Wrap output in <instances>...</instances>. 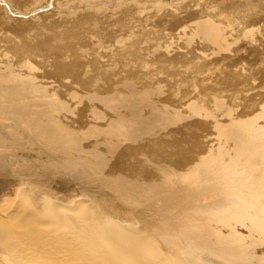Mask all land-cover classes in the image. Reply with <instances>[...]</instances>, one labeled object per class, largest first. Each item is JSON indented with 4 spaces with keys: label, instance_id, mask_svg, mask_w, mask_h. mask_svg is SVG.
<instances>
[{
    "label": "bare ground",
    "instance_id": "bare-ground-1",
    "mask_svg": "<svg viewBox=\"0 0 264 264\" xmlns=\"http://www.w3.org/2000/svg\"><path fill=\"white\" fill-rule=\"evenodd\" d=\"M134 4L144 8L140 16L151 9L166 14L164 0ZM4 5L0 0V20L16 12L3 13ZM1 23L2 30L14 25ZM13 27L0 30V193L11 190L0 195V264H264V95L241 109L213 98L210 113L196 102L181 110L144 84L140 90L121 84L132 73L79 81L74 67L63 66L56 71L70 80L51 81L12 45L21 39L29 52L38 50ZM188 29L207 38L215 55L235 46L228 43L230 27L202 19L178 34ZM247 46L216 60L220 70L242 57L264 61ZM7 49L14 58L3 54ZM234 74L219 77L225 95L240 84ZM178 124L155 143L179 147L187 139L174 155L160 159L142 142Z\"/></svg>",
    "mask_w": 264,
    "mask_h": 264
},
{
    "label": "rangeland",
    "instance_id": "rangeland-1",
    "mask_svg": "<svg viewBox=\"0 0 264 264\" xmlns=\"http://www.w3.org/2000/svg\"><path fill=\"white\" fill-rule=\"evenodd\" d=\"M1 1L8 4V6H2L3 13L13 10V13L16 11L20 14H18L17 17L16 12L14 15H5L6 17L4 16V19L1 20H3V22L7 21L6 23H8L9 20V23L7 25L5 22V24L1 23L2 21L0 20L1 26L3 27L4 24L7 27L13 23L14 25H11V27H20L24 32L22 33L25 38L24 40L32 46L37 45L38 50L35 52L36 54L29 52L27 48L22 45L21 41L23 40L21 39H16V41L12 42V45L15 43L18 44L20 52H26L25 57L27 58H25L26 60L24 61L28 60L33 67H37L34 68L39 76H45L44 73L50 74L52 79L50 78L48 80H70L69 78L62 77L56 71L57 68L60 69L63 68V66L74 67L73 72L76 73L74 76L78 75L79 81L82 80V78H88L92 74L95 75L94 80H103V78L107 79L109 76L120 73L123 75L126 73L130 75L132 73L134 76L127 78L121 77L120 79L119 76L118 78L122 81L121 84L123 82H128L132 84L133 87L137 88H141L144 84L146 85V87L144 86V90L152 91L154 95H166V97L171 99L172 106L177 107V104L174 103L177 101V103H179L178 105L182 106H179L182 108L181 110L186 109V106L190 102H196L199 107L204 108L210 113H215L216 106H214L215 104L213 101L215 98L225 101L223 102L220 100L223 103H227L226 105L224 104L225 106H229L228 102L231 101L235 106L234 109H237V107L241 109L242 103L250 102L251 99L258 101L264 95V61H258L254 64V62L250 63L251 60L247 57H242L241 59L243 60H236L238 65L227 61L229 64L225 63L223 65L226 73L220 70V64L223 62H218L216 64V60L222 57H235L236 54L232 52V50L240 45L258 48V50L261 51H259V53L262 55L264 54V50L262 49L264 46V0H238L239 3H236L238 8L235 7L236 0H227L228 2L226 0H164L167 1V9L166 14L163 12L160 13L163 14V18L159 14L155 15L156 11L154 12V9L150 7L147 10L151 9V11L140 16V11L144 8L134 4L136 0H128L127 3L129 2V5L125 0H98L97 2L91 0ZM244 1L247 4L243 3ZM112 2H114L113 7L111 6ZM230 2H233V5ZM98 3L102 8L96 10ZM120 3L121 6L124 5L122 6L123 8H120ZM131 3L134 4L135 9L132 7ZM179 3L187 7L181 10L177 7ZM115 4L117 6H115ZM105 5L108 8L110 7L108 11L107 9H103L107 8ZM239 5H241V7ZM73 6L79 8L74 10L71 8ZM114 6L116 9L119 7V9H114ZM126 6L131 8H128L129 12L125 9ZM229 6L233 8H229ZM128 13H130L129 16ZM199 13H203L204 18L198 16L197 14ZM29 14L35 15V17ZM3 15L4 14H2L1 17H3ZM191 15L194 16L191 17ZM7 16L10 17L7 18ZM18 16L21 17L19 18ZM146 16L148 18L151 16L154 17L148 19ZM122 19L123 21H121ZM202 19L209 20L226 29L230 27V29L227 30L230 35L228 43L234 44V48L232 47L229 52L215 55L213 51L215 47L204 36L197 35L191 32L190 29L185 33L183 32V34H178L186 25L188 26L190 23ZM17 21H19V23H17ZM18 25L19 27H17ZM6 27H3V29ZM11 27L9 26V29L7 27L8 30H0L2 33L8 32L9 30L12 31V29H10ZM16 28L13 27V29ZM154 51L155 53H153ZM5 53H7V55L9 53L10 56L8 55V57H15L14 51H9L7 49L3 54ZM161 55H164L165 59L163 61L159 59ZM169 60H173L171 65L167 64ZM247 60L250 64L247 63ZM233 64H235V67H233ZM182 66L184 68H182ZM250 66H252V68L255 66L254 69L256 71ZM225 68L228 71L225 70ZM229 71L232 72L230 73ZM259 71L262 73V76L259 74ZM242 72H246L247 74L245 73V75ZM252 73L254 76H252ZM172 74H174V77ZM232 74H237V80L241 81L240 84L236 81L238 84L236 83L237 85L231 89V93L226 92L225 95V93L219 89L220 85L218 83L221 82L220 80L223 77L228 78V76ZM241 74H243V77H241ZM245 77L250 78L244 79ZM243 80L245 83L246 81L249 83L244 84V82H242ZM101 83L105 86L103 82ZM178 96L180 98H178ZM237 102L241 103L239 104ZM188 114L190 113L188 112ZM199 119L206 122L201 117ZM182 126L183 124H178L173 128L167 129L166 132L164 131L165 133L162 131L161 134L152 132L150 136H144L142 142L144 144H149L151 149L155 150L153 155L155 154V156L160 159L167 157L169 153L174 155L178 148L187 146V139H183L179 147L170 145L171 147L158 148L160 145L155 143H157L162 136H165V134L167 135L168 132L174 131ZM156 162L161 165L171 166L169 162L168 164L163 161L159 162V160H156ZM14 185L15 184L12 185L13 187H10L14 189ZM71 189L72 188H67L65 190L70 191ZM10 193L11 190L8 187L4 189V192L0 193V195Z\"/></svg>",
    "mask_w": 264,
    "mask_h": 264
}]
</instances>
